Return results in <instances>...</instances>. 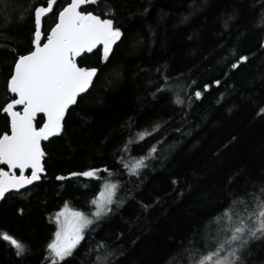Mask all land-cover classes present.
<instances>
[{"label":"trees","instance_id":"obj_1","mask_svg":"<svg viewBox=\"0 0 264 264\" xmlns=\"http://www.w3.org/2000/svg\"><path fill=\"white\" fill-rule=\"evenodd\" d=\"M42 2L0 0V52L12 40L28 46L32 27L28 17ZM59 2L62 6L67 0ZM103 3L115 7L116 26L130 37L115 49L107 67L98 64L97 55L79 61L103 71L91 95L69 110L61 136L51 143L43 141L46 171L41 180L28 191L7 195L0 204V232L29 247L18 260L0 240V264H45L46 246L56 231L55 214L66 203L73 210L93 211L90 202L106 179L120 182L123 203L114 205L96 230L88 232L70 264H89V244L115 246L119 233L124 234L119 243L127 249L120 264H166L182 238H193L201 222L223 210L219 205L229 197L222 191L227 177L235 176L234 190L249 197L259 194L264 181V114H259L264 107V48L260 47L264 0ZM229 16L234 19L225 29ZM52 23L47 19L44 28ZM240 55L249 56V61L233 69L231 64ZM10 60V55H0V105L7 102L5 61ZM157 68L170 77L172 89L153 95L155 85L162 83ZM178 79L185 87L178 86ZM195 91L203 93L200 99L194 97ZM176 94L184 98L183 106L174 103ZM157 124L162 125L158 133L124 153L131 162L157 148L141 175L129 176L119 163L118 151L130 136L151 131ZM5 130V116L0 113V133ZM90 168L100 169L104 179L71 176ZM105 168L116 175L110 176ZM186 184L192 193L185 190ZM250 259L251 264H264V250L254 249Z\"/></svg>","mask_w":264,"mask_h":264},{"label":"snow or ice","instance_id":"obj_2","mask_svg":"<svg viewBox=\"0 0 264 264\" xmlns=\"http://www.w3.org/2000/svg\"><path fill=\"white\" fill-rule=\"evenodd\" d=\"M116 14L115 7L103 0H67L62 6L59 0H43L33 6L28 17L27 22L32 25L28 46L22 47L12 40L11 46L0 52V55L11 56L10 61H5L7 102L0 105V113L4 114L6 122V130L0 133V165L7 166V171L0 167V200H4L6 194L28 191L29 186L41 180L46 171L42 141L51 143L53 138L60 137L69 110L91 95L103 68L81 66L79 61L88 55H97L98 64L107 67L115 57V49L129 39L130 33L116 26ZM50 18L53 23L46 30L44 21ZM233 19L234 16H229L224 20L225 29ZM260 47L264 48V42ZM248 61L249 56L240 55L231 67L237 69ZM156 73L162 83L155 85L153 95L170 91V77L161 68H157ZM220 83L215 81L217 86ZM177 84L185 87L179 79ZM203 88L207 91L209 85L205 84ZM202 95L201 91L194 92L196 99ZM184 102V98L176 94L174 103L183 106ZM18 106L22 110H17ZM259 114H264V107L259 109ZM161 127L157 124L151 131L141 130L121 146L117 153L119 163L129 176L139 177L157 148H150L145 156L131 158V162L125 159L124 153L129 152L130 145L158 133ZM103 171L110 176L116 175L108 168ZM100 173V169L90 168L71 173V176L104 179ZM57 179L65 177L58 176ZM172 183L178 182L173 180ZM235 183L234 175L226 178V188L222 191L226 190L229 197L225 198L226 204L219 205L223 210L207 222H201L193 238H182L166 264H251L253 250H264V181L259 194L250 197L247 192L234 190ZM120 188L119 181L106 179L90 202L93 211L73 210L66 203L55 214L56 231L46 246L45 264H70L69 258L83 247L88 232L96 230L113 211L114 205L123 203L118 195ZM185 190L188 193L194 191L187 184ZM184 194L181 191L180 198ZM200 196L203 198V194ZM142 207L147 210L149 206ZM20 211L23 214V210ZM123 235L117 234L115 246L107 242L89 244V264H120V259L127 256V249L119 243ZM0 240L7 243L9 251L18 260L29 252L27 245L6 231L0 232Z\"/></svg>","mask_w":264,"mask_h":264},{"label":"water","instance_id":"obj_3","mask_svg":"<svg viewBox=\"0 0 264 264\" xmlns=\"http://www.w3.org/2000/svg\"><path fill=\"white\" fill-rule=\"evenodd\" d=\"M18 110H22L20 106H18ZM37 118H38V117H37ZM42 143H43V141H42ZM4 166H6V165H4ZM6 168H7V166H6ZM6 171H7V169H6ZM17 174H18V172H17ZM27 174H30V173H27ZM43 175H44V174H42V176H43ZM41 178H42V177H41ZM38 182H39V181H38ZM35 183H37V182H35ZM29 187H30V186H29ZM23 191H24V190H21V192H23ZM13 193H14V192H13ZM10 194H12V193H10ZM7 195H9V194H6V196H7ZM2 201H3V200H0V204L2 203Z\"/></svg>","mask_w":264,"mask_h":264},{"label":"rangeland","instance_id":"obj_4","mask_svg":"<svg viewBox=\"0 0 264 264\" xmlns=\"http://www.w3.org/2000/svg\"><path fill=\"white\" fill-rule=\"evenodd\" d=\"M18 110V109H17ZM71 209V208H70Z\"/></svg>","mask_w":264,"mask_h":264}]
</instances>
